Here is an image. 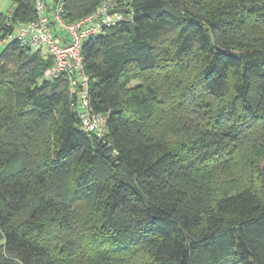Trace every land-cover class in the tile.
I'll list each match as a JSON object with an SVG mask.
<instances>
[{
	"label": "trees",
	"instance_id": "16d2710c",
	"mask_svg": "<svg viewBox=\"0 0 264 264\" xmlns=\"http://www.w3.org/2000/svg\"><path fill=\"white\" fill-rule=\"evenodd\" d=\"M11 2L5 31L36 18ZM117 8L81 45L101 137L47 50L1 46L0 264H264V0Z\"/></svg>",
	"mask_w": 264,
	"mask_h": 264
},
{
	"label": "built area",
	"instance_id": "2783aa9c",
	"mask_svg": "<svg viewBox=\"0 0 264 264\" xmlns=\"http://www.w3.org/2000/svg\"><path fill=\"white\" fill-rule=\"evenodd\" d=\"M122 0H103L97 8L81 19L68 23L62 18L64 6L61 0L53 5L47 0H35L36 18L5 31L0 25V46L16 39L29 52L46 48L53 63L43 72V78L52 80L64 73L69 81V94L77 99L82 128L101 137L105 130V117L95 111L89 98L88 79L81 56L82 42L104 27L121 18L119 13L108 14V10L121 7ZM56 29L64 32V39L56 35Z\"/></svg>",
	"mask_w": 264,
	"mask_h": 264
},
{
	"label": "rangeland",
	"instance_id": "374dc122",
	"mask_svg": "<svg viewBox=\"0 0 264 264\" xmlns=\"http://www.w3.org/2000/svg\"><path fill=\"white\" fill-rule=\"evenodd\" d=\"M12 7V2L11 0H0V12H3V13H8L10 8ZM3 47L0 46V50L2 49ZM42 52L46 53V48H42ZM134 84H136V82H132Z\"/></svg>",
	"mask_w": 264,
	"mask_h": 264
},
{
	"label": "water",
	"instance_id": "95a60500",
	"mask_svg": "<svg viewBox=\"0 0 264 264\" xmlns=\"http://www.w3.org/2000/svg\"><path fill=\"white\" fill-rule=\"evenodd\" d=\"M119 12H127L126 8H113L108 10V14H113V13H119Z\"/></svg>",
	"mask_w": 264,
	"mask_h": 264
},
{
	"label": "crops",
	"instance_id": "0c3cea01",
	"mask_svg": "<svg viewBox=\"0 0 264 264\" xmlns=\"http://www.w3.org/2000/svg\"><path fill=\"white\" fill-rule=\"evenodd\" d=\"M47 2L49 3V4H51L52 3V0H47ZM10 10H11V8H10ZM9 10V11H10ZM56 33L60 36V38H61V40H63L64 38V32L63 31H60L59 29H56Z\"/></svg>",
	"mask_w": 264,
	"mask_h": 264
}]
</instances>
